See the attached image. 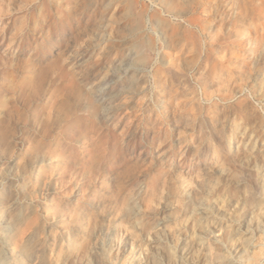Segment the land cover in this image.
Listing matches in <instances>:
<instances>
[{
    "label": "rangeland",
    "instance_id": "rangeland-1",
    "mask_svg": "<svg viewBox=\"0 0 264 264\" xmlns=\"http://www.w3.org/2000/svg\"><path fill=\"white\" fill-rule=\"evenodd\" d=\"M263 222L264 0H0L18 262L241 264Z\"/></svg>",
    "mask_w": 264,
    "mask_h": 264
},
{
    "label": "bare ground",
    "instance_id": "bare-ground-1",
    "mask_svg": "<svg viewBox=\"0 0 264 264\" xmlns=\"http://www.w3.org/2000/svg\"><path fill=\"white\" fill-rule=\"evenodd\" d=\"M18 247H15L13 244L8 243V240H6L4 235L0 234V264H23L17 261L16 256H15V250L17 249L18 251H22L24 253V251L26 250L25 248L27 247V244H24V245L22 244ZM94 253L99 258H101V256H103L104 254L103 249L101 248H97L94 251ZM241 257H242L241 264H264V249H257V250L251 249V251L250 250H248V252L245 251V253L243 252ZM234 262L233 261L229 262L225 260V258L222 256L215 257V264H234ZM132 263H133V260L131 259H128V260L126 259L123 261V264H132ZM28 264H36V263L33 261H29ZM103 264H118V257L111 258V257L105 256Z\"/></svg>",
    "mask_w": 264,
    "mask_h": 264
}]
</instances>
